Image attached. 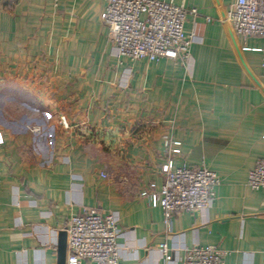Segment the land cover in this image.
<instances>
[{"label": "crops", "instance_id": "0c3cea01", "mask_svg": "<svg viewBox=\"0 0 264 264\" xmlns=\"http://www.w3.org/2000/svg\"><path fill=\"white\" fill-rule=\"evenodd\" d=\"M171 1L187 61L118 56L104 0H0V264H67L59 234L83 208L118 214V264H164L163 243L173 264L195 246L264 264V188L246 185L264 160V38L233 33L235 0ZM168 159L220 182L206 213L166 227L139 194Z\"/></svg>", "mask_w": 264, "mask_h": 264}, {"label": "built area", "instance_id": "2783aa9c", "mask_svg": "<svg viewBox=\"0 0 264 264\" xmlns=\"http://www.w3.org/2000/svg\"><path fill=\"white\" fill-rule=\"evenodd\" d=\"M57 2L58 0H54ZM100 15L117 55L131 62L160 59L187 61L192 38H186L183 26L187 11L171 0H104ZM191 14L197 15L195 10ZM233 33L241 38H264V0H235L225 15ZM207 21H210L207 18ZM264 68V60L261 63ZM60 125L67 129L64 117ZM38 132V130H34ZM3 139L0 134V145ZM164 147L173 155L179 154L178 142L164 137ZM163 182L140 192L151 208H160L163 224L169 227L179 213H206L219 184L216 173L205 166L183 164L174 167L168 159L161 166ZM106 178L105 174H101ZM246 185L251 190L264 188V160H258L248 173ZM119 216L116 212L101 213L83 208L72 216L65 226L69 250L67 264H118L120 248L117 243ZM164 264H173L172 253L165 243L158 246ZM225 252L214 246H195L186 249L181 264H224Z\"/></svg>", "mask_w": 264, "mask_h": 264}, {"label": "water", "instance_id": "95a60500", "mask_svg": "<svg viewBox=\"0 0 264 264\" xmlns=\"http://www.w3.org/2000/svg\"><path fill=\"white\" fill-rule=\"evenodd\" d=\"M66 246V233L65 231L61 232L59 234V238H58V247L59 248H63Z\"/></svg>", "mask_w": 264, "mask_h": 264}]
</instances>
